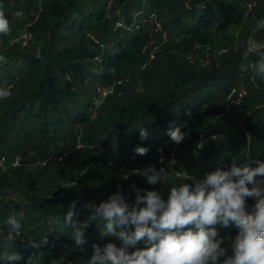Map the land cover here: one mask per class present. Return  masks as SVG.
I'll use <instances>...</instances> for the list:
<instances>
[{
  "label": "trees",
  "instance_id": "obj_1",
  "mask_svg": "<svg viewBox=\"0 0 264 264\" xmlns=\"http://www.w3.org/2000/svg\"><path fill=\"white\" fill-rule=\"evenodd\" d=\"M16 2L4 16L0 0V37L17 35L8 23L26 8ZM185 3L42 0L27 48L5 49L0 87L11 88L0 102V158L31 140L55 146L84 126L91 144L121 161L139 157L158 170L173 154L178 167L149 172L156 176L142 185L122 182V193L105 199L63 180L62 192L35 205V218L0 216V264H60L65 252L76 264H264V191L253 208L250 190L264 179V49L244 44L257 30L264 41V3ZM196 52L204 65L189 60ZM138 72L144 100H133L128 82ZM242 87L247 96L237 104ZM117 91L129 102L115 103ZM229 190L239 203L223 196Z\"/></svg>",
  "mask_w": 264,
  "mask_h": 264
},
{
  "label": "rangeland",
  "instance_id": "obj_2",
  "mask_svg": "<svg viewBox=\"0 0 264 264\" xmlns=\"http://www.w3.org/2000/svg\"><path fill=\"white\" fill-rule=\"evenodd\" d=\"M6 1L7 7L4 11V16L9 15L13 8L17 7L16 0ZM28 1L29 0H22L20 7L18 6V9L26 8L25 11L21 12L18 10L17 17H15L14 19L10 18V21L8 23V26H10L11 30H14L17 35L10 38L8 33L6 34L7 39L4 36L0 37V59H5L6 52L4 51L7 47L8 51L9 48L17 46L18 49H24L27 48V46L33 39V34L31 33V31L33 30V25L35 24V22L40 19L42 2L30 0V2H36L37 4L36 7H30L28 5ZM261 2L264 3V0H261ZM185 4H188V0H186ZM155 22L156 21H154L153 24H155ZM262 28H264V26H262ZM161 30V25L157 24L155 31L159 32ZM257 34L258 30L252 36L246 38V43H244L248 45V47L252 50H258L262 48L264 49V41L256 40ZM26 35L30 36V40L28 41L27 46H24V36ZM151 45H154V42H151ZM151 45L149 48H151ZM199 56L200 55L196 52L189 55L188 58L193 65L195 63H201L204 65V62H201L202 59ZM156 58L157 57L155 53H153L150 56V60H148L146 63L155 62ZM145 67L146 65L144 66L143 71L144 69L147 70ZM142 74L144 73H133L132 75H130L131 77L128 80V82L130 81V83H132V85L138 91L137 93H135L136 98H134L133 100H144L143 96L145 93L142 94V88L137 85V83L140 81L142 82H140L141 84H144V79L141 80L142 78H144ZM257 75H261V73H258ZM252 76L255 77L254 75ZM119 84V82H113V86H119ZM255 84H257V80L255 81ZM10 88L11 86L6 84L0 87L1 103L5 101L4 95H6L8 91H10ZM99 88L101 91L104 89H101V87ZM242 88L245 89V87ZM115 95V103L124 105L126 102H129L128 97L126 98L124 96V93L117 91V94ZM246 96L247 95L244 96L243 100ZM148 99L150 100V96L148 97ZM233 100L234 99H232V101ZM5 113V107H1L0 105V114L4 115ZM83 127L84 126H82L81 129L76 130L65 141L55 143V146L45 145V143L40 144L38 140H31L12 147L11 151L8 147H4V152H6V154L8 153V151H10L12 155L15 156L10 160L8 159L9 161L6 165L0 166V201L4 199L9 200V204L0 203V216H3L5 218V222L9 220L11 215H14L16 216L14 218L19 219H23L25 217L35 218V205H38L40 202H44L45 197L50 196V194H57V192H62L60 184L63 180H67V184H70L71 186H75L79 183L78 186L82 185L87 190L90 189L91 194L96 196V198L105 199L103 195L105 193V196L116 195L115 192L119 194L122 193L123 190L119 191L124 186L122 185V182L129 185H134L138 182L139 185H142L145 184V180L149 178L148 175L156 176L155 174H150L149 172L158 171L160 176L163 174L168 175L167 171L169 169L176 170V168L178 167L177 158L173 154L170 156L169 161H167L166 158L165 160L167 162L164 161L163 163L159 164L158 170H152V168L150 167L151 165L148 164L146 160H141L139 157L136 159L128 158L121 161L117 157L115 151L106 152V150H103L102 148L100 149L96 145L91 144L87 138L88 130ZM0 148H3V146H1ZM17 157H21L22 159L20 164L15 166L10 161ZM39 163H41L40 166L38 165ZM60 163L63 166H60ZM171 173H174L175 177L177 178H181L182 176V174L177 171ZM216 177L223 185H226L229 182L230 178L225 175H219ZM182 184L187 187L191 185L190 183L186 182H182ZM63 185L64 184H62V186ZM164 186L165 184H162L159 191L161 189L164 190ZM250 190L251 194L256 197L253 205L254 208L256 202L264 191V179L253 184ZM159 191L157 189H152V196L157 197L160 194ZM230 191L231 190L224 193L223 196L227 200L231 201L233 199L237 200L239 203L240 196L237 195L238 193L234 192V194L232 195L233 192ZM117 196L120 197L121 195ZM19 205H21L22 207H25L26 205L28 206L26 207L27 212L25 214L21 212V210L19 209ZM203 205L207 206L208 203H203ZM208 208L211 207L208 206ZM30 209L34 210V212L30 213ZM172 213L176 212L172 211L170 214ZM190 214L191 211L187 213V216H191ZM14 229L15 231L12 230L8 232L9 236L12 239L15 238V234H17V229ZM219 241L223 242V240ZM69 256L70 252H65L64 263L60 264H76L69 259ZM201 262L197 261L192 264H200ZM99 263H103V259H99ZM54 264H58V262H55Z\"/></svg>",
  "mask_w": 264,
  "mask_h": 264
},
{
  "label": "built area",
  "instance_id": "obj_3",
  "mask_svg": "<svg viewBox=\"0 0 264 264\" xmlns=\"http://www.w3.org/2000/svg\"><path fill=\"white\" fill-rule=\"evenodd\" d=\"M36 1H38V2H42V0H36ZM248 8L251 9V8H252V5H249ZM164 38H165V36H164ZM29 40H30V36H29V35L24 36V44H23V45H24V46H27V43H28ZM101 89H103V88H101ZM100 93L102 94L103 97H106L110 92H108V91H106L105 89H103L102 91L100 90ZM235 93H236V95H238V96H237V98L234 99V102L237 103V104H239V103L242 102L244 96L246 95V90H245L244 88H242V89H240V90H236ZM159 152H160L161 157H162V151L160 150ZM8 161H9L8 158H6V157H1V158H0V166L6 165V164L8 163ZM161 161H163V158H161ZM10 162H11L13 165L17 166V165L20 164V162H21V158H20V157H17V158H15V159L11 160ZM208 261H209V259L202 260L201 263H202V264H203V263H207ZM95 262H96V259H95V258H92L91 261H90V264H94ZM201 263H200V264H201Z\"/></svg>",
  "mask_w": 264,
  "mask_h": 264
}]
</instances>
